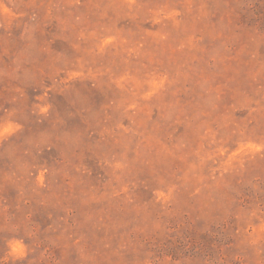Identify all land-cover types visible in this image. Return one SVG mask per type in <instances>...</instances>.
I'll use <instances>...</instances> for the list:
<instances>
[{
  "label": "rangeland",
  "instance_id": "1",
  "mask_svg": "<svg viewBox=\"0 0 264 264\" xmlns=\"http://www.w3.org/2000/svg\"><path fill=\"white\" fill-rule=\"evenodd\" d=\"M0 264H264V0H0Z\"/></svg>",
  "mask_w": 264,
  "mask_h": 264
}]
</instances>
